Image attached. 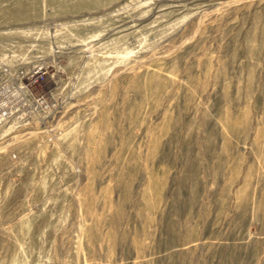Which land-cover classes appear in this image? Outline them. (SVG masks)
<instances>
[{"label": "rangeland", "instance_id": "1", "mask_svg": "<svg viewBox=\"0 0 264 264\" xmlns=\"http://www.w3.org/2000/svg\"><path fill=\"white\" fill-rule=\"evenodd\" d=\"M38 63L0 264H264V0H0V77Z\"/></svg>", "mask_w": 264, "mask_h": 264}, {"label": "built area", "instance_id": "2", "mask_svg": "<svg viewBox=\"0 0 264 264\" xmlns=\"http://www.w3.org/2000/svg\"><path fill=\"white\" fill-rule=\"evenodd\" d=\"M48 78L47 66L43 63L34 64L25 70L22 67L12 71L11 67L6 66L0 77V119L6 122H16L22 126L24 113H22V103L35 99L42 106H46L44 94L35 95L32 86L44 83ZM34 100V101H35Z\"/></svg>", "mask_w": 264, "mask_h": 264}]
</instances>
